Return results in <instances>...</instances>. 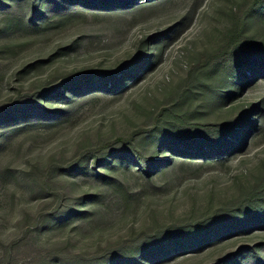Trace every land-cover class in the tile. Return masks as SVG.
<instances>
[{"label":"rangeland","instance_id":"374dc122","mask_svg":"<svg viewBox=\"0 0 264 264\" xmlns=\"http://www.w3.org/2000/svg\"><path fill=\"white\" fill-rule=\"evenodd\" d=\"M0 264H264V0H0Z\"/></svg>","mask_w":264,"mask_h":264}]
</instances>
